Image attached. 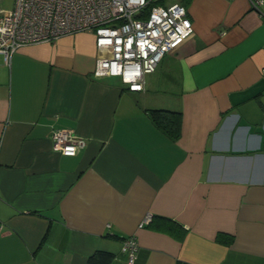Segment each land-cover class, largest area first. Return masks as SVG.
Instances as JSON below:
<instances>
[{
	"label": "crops",
	"instance_id": "crops-1",
	"mask_svg": "<svg viewBox=\"0 0 264 264\" xmlns=\"http://www.w3.org/2000/svg\"><path fill=\"white\" fill-rule=\"evenodd\" d=\"M162 1L193 32L141 90L93 74L92 31L0 52V264H128L127 236L133 264H264V0Z\"/></svg>",
	"mask_w": 264,
	"mask_h": 264
},
{
	"label": "built area",
	"instance_id": "built-area-1",
	"mask_svg": "<svg viewBox=\"0 0 264 264\" xmlns=\"http://www.w3.org/2000/svg\"><path fill=\"white\" fill-rule=\"evenodd\" d=\"M257 7L262 0H249ZM92 31L98 54L95 76L116 75L129 90H141L167 51L193 32L186 6L162 0H14L0 10V52L6 62L20 46L51 41L78 31ZM264 74V67H262ZM56 150L75 152L83 139L73 129L51 133ZM145 218L143 221H147ZM142 223H140L141 225ZM121 250L133 264L138 250L134 236L123 239Z\"/></svg>",
	"mask_w": 264,
	"mask_h": 264
},
{
	"label": "trees",
	"instance_id": "trees-1",
	"mask_svg": "<svg viewBox=\"0 0 264 264\" xmlns=\"http://www.w3.org/2000/svg\"><path fill=\"white\" fill-rule=\"evenodd\" d=\"M150 116L152 120L160 127L166 129V131L171 132L172 135H177V130L179 124L177 120L179 119V111L169 110V109H151ZM174 121V122H173ZM174 123V124H173ZM169 127L167 128V125ZM111 260V255L108 253L98 252L89 257V264H109Z\"/></svg>",
	"mask_w": 264,
	"mask_h": 264
},
{
	"label": "rangeland",
	"instance_id": "rangeland-1",
	"mask_svg": "<svg viewBox=\"0 0 264 264\" xmlns=\"http://www.w3.org/2000/svg\"><path fill=\"white\" fill-rule=\"evenodd\" d=\"M6 5H11L13 0H4Z\"/></svg>",
	"mask_w": 264,
	"mask_h": 264
}]
</instances>
